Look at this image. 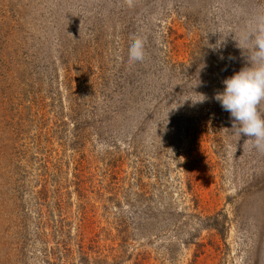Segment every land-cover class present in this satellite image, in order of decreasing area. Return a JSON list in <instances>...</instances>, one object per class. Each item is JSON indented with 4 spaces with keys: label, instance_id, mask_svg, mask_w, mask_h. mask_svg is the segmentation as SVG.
Here are the masks:
<instances>
[{
    "label": "rangeland",
    "instance_id": "1",
    "mask_svg": "<svg viewBox=\"0 0 264 264\" xmlns=\"http://www.w3.org/2000/svg\"><path fill=\"white\" fill-rule=\"evenodd\" d=\"M261 26L264 0H0V264H264V150L214 98Z\"/></svg>",
    "mask_w": 264,
    "mask_h": 264
},
{
    "label": "clouds",
    "instance_id": "2",
    "mask_svg": "<svg viewBox=\"0 0 264 264\" xmlns=\"http://www.w3.org/2000/svg\"><path fill=\"white\" fill-rule=\"evenodd\" d=\"M247 53L248 66L223 80L225 87L214 98L223 110L230 113L232 128L240 136L251 138L256 148L264 150V114L261 112L264 104V26L255 34ZM144 55V39L137 36L129 46V59L142 61ZM204 99L203 96L196 102Z\"/></svg>",
    "mask_w": 264,
    "mask_h": 264
}]
</instances>
